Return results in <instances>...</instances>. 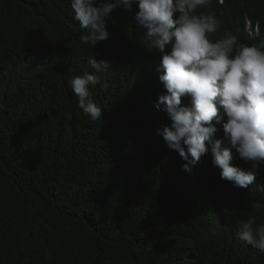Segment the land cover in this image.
Listing matches in <instances>:
<instances>
[{"label": "trees", "instance_id": "1", "mask_svg": "<svg viewBox=\"0 0 264 264\" xmlns=\"http://www.w3.org/2000/svg\"><path fill=\"white\" fill-rule=\"evenodd\" d=\"M231 2L264 22V0ZM70 8L69 0H0V264H264V253L237 238L241 222L264 226V165L248 189L235 187L206 144L182 170L186 161L157 134L171 121L154 107L167 94L156 54L131 44L147 31L130 20L137 4L110 14L109 39L95 47L79 45L87 33ZM51 25L62 27L57 40L76 39L41 44ZM89 59L111 66L97 73ZM85 74L101 82L89 86L96 122L70 84ZM231 153L230 166L251 168Z\"/></svg>", "mask_w": 264, "mask_h": 264}, {"label": "clouds", "instance_id": "2", "mask_svg": "<svg viewBox=\"0 0 264 264\" xmlns=\"http://www.w3.org/2000/svg\"><path fill=\"white\" fill-rule=\"evenodd\" d=\"M69 1L70 15L79 22L74 21L76 29L87 33L77 38L79 45L92 47L109 39L106 21L114 10L131 12L137 4L135 19L130 20L147 31L134 32L131 44L160 52L154 71L167 93L154 107L165 111L171 123L157 134L186 161L182 170L190 172L210 144L221 179L241 189L253 185L264 165V22L258 13L248 7L236 11L231 0ZM47 29L41 44L65 48L76 39L57 40L59 25ZM88 64L97 73L111 66L106 59H89ZM99 79L85 74L70 81L78 107L92 122L102 115L89 90L101 83ZM183 97L191 98V107L182 106ZM222 131L230 149L221 146ZM231 149L251 163L248 171L230 166ZM254 225V219L241 222L237 238L264 253V226Z\"/></svg>", "mask_w": 264, "mask_h": 264}, {"label": "bare ground", "instance_id": "3", "mask_svg": "<svg viewBox=\"0 0 264 264\" xmlns=\"http://www.w3.org/2000/svg\"><path fill=\"white\" fill-rule=\"evenodd\" d=\"M86 31V30H85ZM124 43V40H122L121 42H120V44H123ZM108 44V43H107ZM158 53H160L159 51H158ZM158 53H155V54H158ZM162 54V53H161Z\"/></svg>", "mask_w": 264, "mask_h": 264}]
</instances>
